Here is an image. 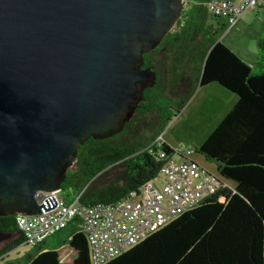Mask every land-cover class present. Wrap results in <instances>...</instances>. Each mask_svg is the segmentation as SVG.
<instances>
[{"label":"trees","instance_id":"1","mask_svg":"<svg viewBox=\"0 0 264 264\" xmlns=\"http://www.w3.org/2000/svg\"><path fill=\"white\" fill-rule=\"evenodd\" d=\"M209 1L186 0L176 29L151 51L154 59L146 54V65L166 69L165 85L155 90L157 81L121 133L90 138L80 147L62 189L67 200L80 195L86 205L116 202L139 190L159 174L165 163L160 152L171 156L176 151L157 141V124L169 110L164 101L179 102L181 108L199 86L214 83L235 93L237 101L196 151L235 184L205 197L105 264H264V16L258 71L219 39L218 28L208 22ZM0 235L8 239L0 256L24 244L17 214L0 216ZM32 248L4 264H93L79 216Z\"/></svg>","mask_w":264,"mask_h":264},{"label":"water","instance_id":"2","mask_svg":"<svg viewBox=\"0 0 264 264\" xmlns=\"http://www.w3.org/2000/svg\"><path fill=\"white\" fill-rule=\"evenodd\" d=\"M186 0H0V216L38 214L90 138L121 133Z\"/></svg>","mask_w":264,"mask_h":264},{"label":"built area","instance_id":"3","mask_svg":"<svg viewBox=\"0 0 264 264\" xmlns=\"http://www.w3.org/2000/svg\"><path fill=\"white\" fill-rule=\"evenodd\" d=\"M208 7L215 16L233 26L249 9L264 7V0H210ZM157 141L163 142L161 137ZM194 151L176 150L171 156L161 151L160 157L165 163L159 174L116 202L86 205L80 201V195L67 200L63 189L40 191L37 199L45 205L42 211L17 214L19 228L25 236L24 244L31 247L40 244L79 216L90 243L92 263L111 261L198 206L205 197L231 187L219 173L193 158ZM177 152L178 159L175 158Z\"/></svg>","mask_w":264,"mask_h":264},{"label":"rangeland","instance_id":"4","mask_svg":"<svg viewBox=\"0 0 264 264\" xmlns=\"http://www.w3.org/2000/svg\"><path fill=\"white\" fill-rule=\"evenodd\" d=\"M263 16V7L249 9L240 18L243 20L242 25L233 28L226 19L217 17L210 12L208 22L218 28L219 39L233 50L242 52V54L244 52L249 63L253 62L255 69L260 71L262 68L258 65L260 60L259 38L263 30ZM156 57L160 60V53H157ZM165 76L166 73L162 70L160 80L158 75L159 84L155 90L163 88L166 83ZM236 101V94L219 83L199 86L181 108H178L179 102L164 101L166 107L169 106V110L159 119L160 124H157L156 128H160L162 140L172 145L175 150L194 149L193 158L207 165L212 171L218 172L215 162L206 160L205 156L196 150L205 142ZM169 115H172L171 119L167 118ZM130 133L126 132L125 134ZM175 158L178 159V152L175 154ZM230 184L234 186L235 183L230 181ZM7 243V236L0 235V249ZM34 251L31 246L22 244L9 254L1 255L0 264H4L8 259H15Z\"/></svg>","mask_w":264,"mask_h":264},{"label":"flooded vegetation","instance_id":"5","mask_svg":"<svg viewBox=\"0 0 264 264\" xmlns=\"http://www.w3.org/2000/svg\"><path fill=\"white\" fill-rule=\"evenodd\" d=\"M150 53H151V52H149V53H147V54L150 55ZM146 56H147V55H146ZM150 57H151L152 59H154L153 56L150 55ZM154 61L156 62V60H154ZM144 66H152V68H153L154 70H156V72L158 73L159 77H160V72H162V70H164V72L166 73V69L160 67V66H159L158 64H156V63H154V64H152V65H146V58H145V65H144ZM154 87H155V86L150 87V88H146V89H145V91H144V97H145V98H144V100L141 102V106L143 105L144 102H147V101L149 100V97H147L146 94H147V93H151ZM139 109H140V108H138V113H139ZM138 113H137L136 115H138ZM136 115H135L134 117H136ZM132 120H133V119H132ZM131 122H132V121H131ZM131 122H130V123H131ZM130 123H128V124H130Z\"/></svg>","mask_w":264,"mask_h":264},{"label":"crops","instance_id":"6","mask_svg":"<svg viewBox=\"0 0 264 264\" xmlns=\"http://www.w3.org/2000/svg\"><path fill=\"white\" fill-rule=\"evenodd\" d=\"M242 22H243V20H242V19H239L238 22H237L235 25H233V28H235L236 26H241V25H242ZM234 51H235L240 57H242L244 60H246L247 62H249V60H248L246 54H244V52H243V54H242V52L240 53V52H237L236 50H234ZM250 63H253V62H250Z\"/></svg>","mask_w":264,"mask_h":264},{"label":"clouds","instance_id":"7","mask_svg":"<svg viewBox=\"0 0 264 264\" xmlns=\"http://www.w3.org/2000/svg\"><path fill=\"white\" fill-rule=\"evenodd\" d=\"M178 25V24H177Z\"/></svg>","mask_w":264,"mask_h":264}]
</instances>
